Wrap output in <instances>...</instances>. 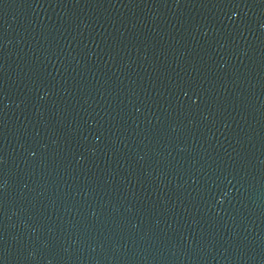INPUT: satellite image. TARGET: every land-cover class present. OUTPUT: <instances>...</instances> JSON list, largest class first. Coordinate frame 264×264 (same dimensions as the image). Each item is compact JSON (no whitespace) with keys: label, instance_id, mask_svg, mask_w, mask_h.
<instances>
[{"label":"water","instance_id":"water-1","mask_svg":"<svg viewBox=\"0 0 264 264\" xmlns=\"http://www.w3.org/2000/svg\"><path fill=\"white\" fill-rule=\"evenodd\" d=\"M0 264H264V0H0Z\"/></svg>","mask_w":264,"mask_h":264}]
</instances>
